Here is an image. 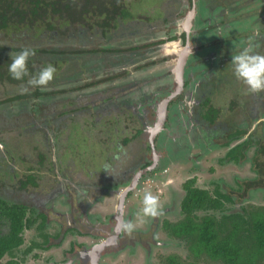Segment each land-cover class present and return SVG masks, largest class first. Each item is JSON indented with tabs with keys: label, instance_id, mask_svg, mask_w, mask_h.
<instances>
[{
	"label": "rangeland",
	"instance_id": "1",
	"mask_svg": "<svg viewBox=\"0 0 264 264\" xmlns=\"http://www.w3.org/2000/svg\"><path fill=\"white\" fill-rule=\"evenodd\" d=\"M130 1L135 2L126 10L131 13L132 16V20L129 21L133 22L126 25L122 24L120 27L121 29L117 30L114 38L107 40L110 47L109 50L103 51L99 54L94 53L88 55L87 59H85L84 55L79 57L76 70H79V67L85 71L89 68L91 70H93V68L97 69L92 72L90 76V78L92 77L91 79L88 77L86 80L85 76L79 83L73 81L62 86L67 90L65 91V95H62L63 98H61V100H64L67 109L81 105L80 109L78 108L74 111L73 116L90 112L92 101H95V104H103L107 103L102 100L103 98L107 99L111 97L118 101L123 99L132 100V104L129 105V107L133 108L134 113L136 112L137 114H131V116L128 117L126 114H123L125 112L124 110H120L118 113L119 122H114V114L115 116L117 115V113H115L116 110L125 107V104H119L118 107H110L108 109V111L112 113V117H110L111 122H108V120L104 118L106 123L98 124L96 118L102 119L99 117L102 115L94 116L96 124H94L95 121L93 120V117L85 115H83L84 117L82 116L77 119L78 122L74 125H71V122H68V118H53L52 121L48 123L49 130L46 132V134H49L51 143H48L47 137H43L41 131L32 129L28 126L25 131H28L33 135L32 137L37 144V149L34 148V153L31 149H27L26 153L25 150H23L24 148L18 150V147H16L15 150L21 151L22 154L20 152L15 154L8 153V156L13 157V160L6 158V160H4L5 162L2 161V168L0 167V182L3 185L6 184L7 186H10L13 183H17L21 178L25 179L26 174L32 172L29 168L36 167L33 168V171H37V166H39L36 164L39 156L37 154L38 151H44L47 156L46 159H48V161L51 159L54 161L53 166H56V168L48 169V167H46L48 170L56 171L58 167L63 171L64 175L69 176V178L74 180L75 183H83L84 178L91 177L94 170L101 169L103 171L102 166L106 164L104 159L105 156H107L104 151L108 149V146L112 147L111 153H115L116 143H121V149H123L124 146L121 141L127 138L130 139L137 134V130L140 128L137 116L139 113L141 117H143V119H141L143 123L147 122L149 125H153L152 121L156 119V109L154 110V104L159 100L155 102L149 99L140 103L137 97L144 93L145 95L157 94L163 93L164 91L170 92L172 89H175L177 82L175 79L176 75L174 73V68L176 65L177 54L172 51L173 47L170 45L172 42L162 43L161 41L167 37V34L170 35V32L174 31V25L177 28L176 33L182 29L181 26L184 23V18L181 17L185 16L189 9V0H128V2ZM210 1L213 5L221 6L222 9H228L230 5H236L237 0ZM248 2L250 3L248 12L243 11V14L248 13L250 16L253 14L252 9L260 7V5L264 3V0H248ZM180 3H182V6ZM166 15H169L168 17L171 18L179 17L177 23L170 26L164 25V27L156 26L154 30H159L160 32L157 31V38L153 37L150 39L147 29L145 28L146 25H158L155 24L154 20L163 22L162 18ZM234 16V14L227 11V13H224V16L221 17V13L219 12L218 16L213 18L211 25H209L211 29L217 27L215 31L219 34L212 40V42L220 44L221 50L224 48V45L221 43L222 41H224V44L226 43L225 45L227 47L230 49L232 48V43L236 40L234 35L237 33L243 35H246L244 34L246 32L249 34V31L250 33H253L255 31L254 27L256 26L259 27V30L264 32V27L260 28V24L253 22L254 18L250 17V20L246 21H250L249 23H244L241 20L240 23L235 24ZM221 19L223 20L221 21ZM138 20H142L140 22L144 21L146 23L145 27L139 25L140 22H138ZM149 21L151 22L148 23ZM221 33L223 34L222 36ZM247 42L253 47L262 44V42L258 40H249ZM96 43L98 45V43H103V41L96 40ZM176 46H178L177 43ZM197 46H199V42L198 40H194L192 42L193 52L198 48ZM122 47L126 48V50H121L120 48ZM191 55L185 66L184 78L188 76V74H186L188 71L189 74H192V85L190 88L192 90L196 88V91L193 92V94H195L193 97L194 99L204 98L205 95H203V93L207 94L208 91H212L210 97L213 102L210 103V107H215V109H217L218 120L221 121V134L211 138V141L223 143L227 138L222 135L224 132L222 129L228 131L233 129L229 126H232L231 123L237 124L239 121L238 117H235L239 108L238 106L244 104L245 101H247V103L249 102L250 105V99L252 97L246 99L245 96H240L231 87L229 79L231 73H233L232 68L230 71H227V67L223 68L222 63L220 66L218 60L215 62L212 61L208 64L212 65L213 63H216L215 68L207 69L203 66L201 67V70L194 73L197 68L202 66L200 63L201 61H204V59H198V65L192 67L190 62ZM89 61L95 62H90L89 67L83 66V64ZM62 68L65 71L68 69V66L64 65ZM218 68H221V76ZM96 72L98 73L97 75ZM61 77L64 78V75H61ZM232 78L236 79L235 76ZM219 79H222L221 103L219 102ZM89 81H94L95 84H92V86L88 88L81 89L82 85ZM65 82L63 81L62 83ZM125 83H134V85H131V87L134 88L130 90V87L126 86ZM76 85L79 86L78 90L74 89ZM234 85L239 87L237 84ZM81 95L82 98H80ZM72 101L73 103H71ZM251 101V104L257 108L258 112H260L258 116H262L264 123V114L262 115L264 109V95L258 97L256 95L255 99ZM93 112L96 114L95 109ZM250 118L244 124L238 125L239 128L245 129L252 123L257 124L256 119L250 122ZM45 119L46 118H44V120H34V122L36 121L39 126L47 127V120ZM126 119L127 121H125ZM124 123L128 124V126L123 127ZM175 127L176 130L174 129L171 133H168V136L165 138V143L159 142L157 148L156 142L155 146L157 148V153L160 155V160H162L159 169H156L155 172L146 173L140 178L137 188L132 191L133 195L143 196V192L147 190L151 191L153 195L158 197L159 208L160 205H163V208L161 207L163 212L161 217H159V222H157L158 215L155 216V219H153V217H137L135 213L138 211V206L132 204V201H128L129 207L134 205L135 208L129 209L128 212L124 211V222H128L129 216H131L132 220L130 221L134 224V228L131 232H128L123 228V233L120 235L117 244L111 245L105 249L102 264H164L161 261V257H166V255L170 253H179L183 260L187 259L188 255L183 251L185 250L186 244L179 239H171V237H168L166 233L160 229V225L163 219L177 222L182 218L180 203L185 195L183 185L192 177L197 178L195 186L208 189L212 194L214 190L218 189L220 192L226 193L232 198V202H227L225 205V210H212L203 213L198 212L201 216L204 214H212L216 218L221 219V216L225 213L238 210H243L244 212V210L248 211L251 208L254 210L259 207L264 208V188H253L252 190L246 189L245 185L246 181H249L257 175V172L254 170L256 166L253 163L254 157L256 156L254 148L248 152L247 159L241 164H232V162L225 161L227 148L218 147L214 144H207V146L204 147L205 153L199 155L197 161L195 157L197 155L196 153L202 151L203 147L197 146L192 150L187 149V153L189 152V154H181L186 151L184 150L185 148L182 147L185 146V144H182L181 146V144L174 139L180 137L182 130H179L177 126ZM257 127L258 132L264 134V125L262 126L260 123ZM144 134L145 139L148 140V132H145ZM44 141L45 143H43ZM142 143L143 139L137 137L133 144V150H137L139 145L142 147ZM9 149L13 150L12 148ZM123 151H125V149ZM177 152L180 155L176 154ZM18 154L20 155L19 157L15 156ZM5 156L3 158H5ZM147 157L148 160L151 161L152 152L147 155ZM1 158L2 156L0 159ZM259 159H264V157L259 156ZM8 165L15 166V169H17L19 173L15 176V180H12L14 176L10 175V172H13V169L11 171L7 169L5 172L2 171ZM50 165L52 166V163ZM48 170L45 171L46 175L42 174V177H40L38 187L35 188L29 185L26 192L17 189L16 194L20 196L30 195L31 197L27 198L30 201H37V198H39L38 195L46 196L48 191L49 193L52 191V187L56 183L54 174L52 172L47 173ZM82 171L88 176H85V174L83 175ZM98 178L99 176L94 177L93 180L96 181L95 179ZM99 181L100 180L98 179L97 182ZM122 186L114 184L111 195H114L116 199H106L109 205L102 207L103 199H99V202L101 203L97 205L98 208L93 206V209H91L90 207V211L93 213H89L88 215L91 216H84L82 211L80 212L81 215H76L75 218L78 223L73 221V219L71 220L66 217L65 214H55L54 211H51L52 208L45 210L48 215L47 229L50 232L49 242L46 244L47 249L34 248L26 257L24 264H81L83 256H86L84 253L91 248L93 243L101 241L113 232L115 226L114 217H111V223L106 224L108 218L98 219L96 215L106 216L107 213L112 211V215L114 216L117 212L116 207L119 202L117 196L121 192L119 191V188ZM10 187L15 189L14 185ZM60 194L63 195V193ZM84 197L85 196L82 198ZM85 205L86 203L83 204V206ZM58 206L63 212L69 211L67 205L62 204ZM79 211L80 209L76 208L75 210H72V213H78ZM79 215L80 221L78 220ZM69 221L71 222V226L75 228L74 231L68 230L70 226L68 224ZM35 237H37L36 231L34 229L28 230L25 233V247L28 246L30 241ZM166 240L170 241L168 246L164 245V241ZM120 250H122L121 253ZM34 254H38L39 256L34 257ZM205 258L208 257L205 256ZM205 258L202 260H196L195 263H221L219 261L213 262ZM8 260L9 256H6L1 260L0 264H6ZM190 260L192 259L190 258ZM187 261L189 260L187 259Z\"/></svg>",
	"mask_w": 264,
	"mask_h": 264
},
{
	"label": "trees",
	"instance_id": "2",
	"mask_svg": "<svg viewBox=\"0 0 264 264\" xmlns=\"http://www.w3.org/2000/svg\"><path fill=\"white\" fill-rule=\"evenodd\" d=\"M134 2H128V0H0L1 168L2 161L13 158L8 156V153L22 154L21 151L15 150L16 147L18 150L24 148L25 152L31 149L33 153L34 148L37 149L33 135L25 131L28 126L41 131L43 137H47L48 143H51L49 134H46V127L37 125L34 120L46 118L48 124L53 117L57 119L64 112L73 113L81 108L80 105L67 109L64 100H61L67 89L62 86L73 81L79 83L85 76L86 80L90 78L97 68L93 70L89 68L85 71L79 67V70H76L79 57L84 55L87 59L88 55L109 50L107 40L114 38L122 24L126 25L128 20L132 19L131 13L126 9L130 8ZM96 40L103 43L97 45ZM25 47L33 49L35 53L27 61L29 76L48 63L56 67L54 79L46 86H27L28 90L22 91L28 76L16 80L8 73L7 66L11 61L9 54L11 52L15 54ZM90 62L95 61L86 62L83 66L89 67ZM64 65L68 66L65 71L62 68ZM61 75H64V78ZM63 81L66 82L62 83ZM92 84L95 82H86L81 89L88 88ZM74 89L78 90L79 86L76 85ZM83 115L93 117L95 121L93 123L96 124L93 113L85 112L77 116ZM74 118L76 116L71 117V119ZM97 121L98 124L106 123L104 118ZM77 122L75 120L71 123L74 125ZM128 140V138L125 139V142ZM243 145H246V142ZM239 146L230 148L227 155H234L235 160H238L239 153L242 151ZM37 154L39 155L36 163L39 165L37 171H33L36 167L29 168L32 172L26 174L25 179L12 184L15 189L10 187L12 185L7 186L0 182V263L4 257L9 256L6 264H24L26 257L34 248L44 249L49 242L50 232L47 229L46 212L37 210L33 201L27 199L31 197L30 195L16 194L17 189L26 192L29 185L36 188L42 174L46 175V170L56 168L53 166L52 159L49 161L46 159L44 151H38ZM15 168L13 165H8L2 171L5 172L6 169L11 171ZM51 172L55 176L57 186L60 183L58 172L48 170L47 173ZM12 176H14L12 180H15L17 175ZM196 181L197 178L192 177L183 185L185 195L180 203L182 218L177 222L168 219L162 222L163 230L170 237L185 240L186 245L183 251L188 255L189 261L183 260L179 253H170L166 257H161L163 259L161 261L164 264H196V260H202L206 256L213 262L221 261V264H264V208L225 213L221 219L212 214L201 216L198 212L225 210V205L227 202H232V198L218 189L212 194L208 189L195 186ZM257 186H264V182L249 184L248 187ZM128 196L132 197L133 192H130ZM141 197L138 195L136 199ZM31 229L36 231L37 237L25 247V233ZM38 256L34 254V257Z\"/></svg>",
	"mask_w": 264,
	"mask_h": 264
},
{
	"label": "flooded vegetation",
	"instance_id": "3",
	"mask_svg": "<svg viewBox=\"0 0 264 264\" xmlns=\"http://www.w3.org/2000/svg\"><path fill=\"white\" fill-rule=\"evenodd\" d=\"M188 2H189V5H188L189 9L187 10L186 15L181 17V18H184V23L181 26L182 29L183 27L184 29L183 30L181 29L178 33H176L177 28L175 27L174 24L177 23V19L179 17L171 18V17H168L169 15H166L165 17L162 18L163 22L154 20L155 24H158L154 26L146 25L144 21L140 22V24L142 27H145L146 25L145 28L147 29L148 36L150 39L153 37L157 38L158 32H160L159 30H154L156 26L164 27V25H169V26L174 25L173 27L176 30L173 29L174 31H171L170 35L167 34V37H165L164 41H161V42L166 43V42L175 41L179 46V47L176 46L177 48H181L182 46L189 43L191 47L190 55L193 54L191 55V59H190L192 67L198 65V62H197L198 59H202V58L204 59V61H201L200 63L202 66H200V68H197L194 73H197L198 70H201V67L203 66L206 67L207 69L215 68L216 63H213L212 65H208V64L212 61L215 62L217 60L219 61L218 64L220 66L222 63L223 64L222 67L223 68L227 67V71H230L232 68V64H231L232 55L237 54L244 47L248 46L249 43L247 41L249 40H252V41L258 40L262 42V44L260 45L259 44L255 45V47H253V51L264 54V32L263 31L260 32L258 26L254 27L255 31L253 33H250L249 31V34H247V32L244 33L246 35H243L241 33H237L236 35H234L236 40L232 43L231 49L225 45L226 43L224 44V41H222L221 43L222 45H224V48H222V50H221L220 44L216 42H212V40L215 39L219 34L215 31L217 27L214 29H211L209 26L211 25L212 19L218 16L219 12L221 13V17H222L224 16V13H227L228 11L229 13H232L235 15L234 16L235 24L240 23L241 20L244 23H249L250 21L248 22L246 21L250 20V17H251V18H254L253 22L256 24H260L261 25L260 28H262L264 27V9H263L264 3H262L260 7L252 9L253 14L249 16L248 13L243 14V11L248 12V8L250 5L248 0H242V1L237 0L236 5H230L228 9L226 8L222 9L221 6H216V5L211 4L210 0H189ZM180 4L182 6V3ZM192 12H193V15L191 16ZM222 20L223 19H221V21ZM150 22L151 21H149L148 23ZM187 23L189 26L187 25ZM186 28H188V30H186ZM222 35L223 34L221 33V36ZM173 36L175 37L173 38ZM194 40L196 41L198 40L199 42V46H197L198 48L195 50V52H193L194 50L192 47V42ZM120 49L126 50V48L124 47ZM218 71L220 72V76H221V68H218ZM186 74H188V76L184 78V81H183L184 84L182 88H178V84H176L175 89H172L170 92L164 91L163 93L149 94V95L148 94L145 95L144 93V94L139 95V97H137L140 103L143 101H147L149 99L155 102L159 100L156 102L157 105L154 104V110L156 109V119L152 121L153 125H149V123L147 122L143 123V121L141 120L143 119V117H141L139 113L137 116H138V120L141 122L138 121V125L140 126L141 129L138 128L137 134L134 135L132 138H130L127 141V143H125L124 141L125 139L121 141L124 148L121 149V143L120 144L116 143L115 144L116 151L115 153H111L112 147L108 146V149L104 151L107 154V156H105V159H104L106 164L102 166V169L103 171H105V173L101 175L98 185H94L93 187V185H85L84 183H81V182L75 183L74 180L70 178L68 179L66 178L65 181L61 180L59 183V186L55 189V191L54 190L52 191L51 195L49 194L46 196L38 195L39 198H37V201H33V205L37 208V210L45 211V210L52 208L51 211H54L55 214L56 213H58L59 215L65 214L66 217H68L71 220L73 219V221L77 223L78 221L75 217L76 215L80 214L81 211L83 212L84 216L86 217L91 216V215H88L89 213H93L90 210L93 209V206L98 208L97 205L101 203L99 202L100 200L103 199L102 207H105L106 205H109L106 199L108 198L116 199L114 195H111L113 188H114V184L116 185L119 184L120 186L124 185L121 188H119L120 189L119 191L122 192L124 191L125 188H127L133 182V179L135 178L138 172L152 165H153V169L147 171V173H150L153 171L155 172L156 169H159V167L162 164V160H160V155L157 153L159 142L165 143V140H166L165 138L168 136V133L169 132L171 133L172 130L174 129L176 130L175 126H177L179 130H182L180 137L178 138L176 137L174 139L178 143H180L181 146L182 144H185V146H182V147H184L185 148L184 150L186 151L185 153H181V154L183 155L189 154V152L187 153V149L192 150L194 147H197V146L203 147L202 151H200L199 153H196L197 154L195 156L196 160L199 155H202L205 153L204 147H206L207 144H214L215 146H218V147L227 148L225 161L232 162V164L234 163L241 164L243 161L247 159L248 152L254 148L255 150L254 152L256 156L254 157L253 163L256 166L254 170L257 172V175L253 177L252 179H250L249 181H246L245 185H246V189H252V190L253 188H264V186H257L253 188L248 187L249 184H254L256 182H264V159H259V156L264 157V134L259 133L258 127H257L260 123L263 126L264 123L262 120V116H258L260 112H258L257 108L251 104L252 103L251 100H254L256 95L257 97L260 95H264V90L260 92H255V93L249 92L247 90V87L240 80L238 81L232 78L234 77V74L231 73V76L229 79V84H231V87L240 96L242 97L245 96L246 99L251 98V97L252 98L250 99V105H249V102L247 103V101H245L244 104L238 106L239 108L235 116V117H238L239 119L238 123L237 124L231 123L232 126H229V127H232L233 129L230 131L222 129V131H224L222 135L226 136L227 140L224 141L223 143H219L217 141H211V138H214L216 137V135L221 134V121L218 120L217 109H215V107H210V103L213 102L210 97V93H212V91H208L207 94L203 93V95H205L204 98L202 97L201 99H194L193 97L195 94H193V92L196 91V88H194L193 90L190 88L192 85L191 83L192 74L191 73L189 74V71ZM221 80L222 79L218 80V83H219L218 88L220 92V95H219L220 103H221ZM234 84H237L239 87H237ZM125 85L130 87V90L134 88V87H131V85H134V83L132 84L125 83ZM80 98H82V95L80 96ZM104 99L105 98H103L102 100L106 101L107 103L95 104V101H92L90 113L91 114L93 113L95 117L97 115L98 116L102 115L99 117L105 118L106 120H108V122H111L110 117H112V113L109 112L108 109L110 107H118L119 104H125L124 105L125 107L120 108L119 110H116L115 113H117V115L115 116L114 114V118H113L114 122H119L118 113L120 112V110H124L125 112L123 114H126L128 117H130L131 114H134V115L137 114L136 112L134 113L133 108L129 107V105L132 104V100L130 99H123L120 101L114 100L113 97L107 98L105 100ZM165 100L166 101L168 100V103H167L168 109H167L166 118L164 122L162 123V125L160 126V128L158 129V131L154 132V135H153V131L156 130V123L158 122L160 118L159 117V113L161 112V110H159L160 105ZM193 100H196V101H193ZM200 107L203 108L204 110L201 109ZM94 109H95L96 114H94L93 112ZM98 113H102V114H98ZM263 114H264V109H263L262 115ZM249 118H250V122L256 119L257 124L252 123L249 127L245 129L239 128L238 125L244 124L245 122L249 120ZM96 119H99V118H96ZM125 121H127V119ZM126 126H128V124L124 123L123 127H126ZM145 132H148L149 134L148 140L145 139V134H144ZM137 137L143 139V143H142L143 146L141 147V145H139L137 147V150H133V144H134V141H136ZM209 140H210V143H209ZM156 142H157V148L155 146ZM244 142H246V145H243ZM238 145H240L239 148H242V151L241 153H239V159L235 160L234 155L229 156L227 154L230 148L234 146H238ZM124 149L125 151H123ZM151 152H152V160L150 161L148 160L147 155H149ZM176 154H179V153L177 152ZM105 166H107L108 171L105 170ZM144 175L145 174H143L142 176ZM109 180H115L116 183H109L108 182ZM139 181L140 179H138V182L136 186L134 187V189L137 188V186L139 185ZM88 186L90 187V189L88 188ZM83 187H86V190H83ZM134 189L129 191L127 195H124L125 197L124 211L126 212H128L129 209L132 208V206L134 207V205L138 206V210L142 206L141 205L142 197L139 199L138 198L136 199L138 195H133L132 197L128 196L130 192H132ZM60 193H63V195H61ZM83 196L85 197L82 198ZM120 196L121 195L117 196V198H119V202H120ZM128 201L129 202L132 201V204L134 205H131V207H129ZM85 202L87 203L85 206H83ZM62 204L67 205V207L69 208V211L63 212L62 209L58 206ZM161 207L163 208V205H160L159 214L157 216V222H159V217H161L162 212H163V209ZM76 208H79L80 211L78 213L76 212L72 213V210H75ZM209 211H212V210H209ZM203 212H206V211H201V213ZM117 214H118V211L113 216L112 211H110L109 213H107L106 216H101V215H96V216L98 219L108 218L107 219L108 221L106 222V224L111 223L112 222V221L110 222L111 217H114L115 225H116L118 221ZM80 215L78 216L79 221H80ZM122 217H123V224H124L125 223L124 214L122 215ZM153 219H155V217H153ZM130 220H132L131 216H129V221ZM164 220L165 219H163L162 222ZM162 222L160 225V229L164 231L162 228ZM68 224L70 225L68 230L74 231L75 228L71 226L70 221L68 222ZM114 229H115V226H114ZM166 235L170 237L167 233ZM171 239H179V238L171 237ZM179 240L185 243V240L183 239H179ZM169 243L170 241H167V240L164 241V245L168 246ZM97 244L99 243L98 242L93 243L91 248L87 252L84 253V255L86 256H83V260L81 264H93L91 251L93 247H95V245ZM108 247L109 246L104 247L101 250L97 264L103 263L102 261L104 258L103 255L105 253V249H107ZM44 249H47V247ZM121 252L122 250H120V253ZM205 259L210 260L209 258H205Z\"/></svg>",
	"mask_w": 264,
	"mask_h": 264
},
{
	"label": "clouds",
	"instance_id": "4",
	"mask_svg": "<svg viewBox=\"0 0 264 264\" xmlns=\"http://www.w3.org/2000/svg\"><path fill=\"white\" fill-rule=\"evenodd\" d=\"M34 54V50L28 47L21 49L15 54L12 52L9 54L11 61L7 66V71L11 77L13 79L20 80L23 77L28 76L26 86L22 89V91H27V86H46L49 81L54 78L57 71L53 64L48 63L44 67L40 68L38 72L29 76L27 61L29 57ZM231 64L234 76L247 87L249 92L255 93L264 90V54L253 51V46L249 44L237 54L232 55ZM105 170L108 171L107 166H105ZM141 205L142 206L135 213L137 217H155L159 214L158 197L153 195L151 191L145 190L143 192ZM123 214L124 212H122V215ZM123 228L126 231L131 232L134 228V224L131 221L123 224L120 234L115 239V242H112L107 246L117 244L120 235L123 233ZM113 232L98 243L105 241L113 234Z\"/></svg>",
	"mask_w": 264,
	"mask_h": 264
},
{
	"label": "water",
	"instance_id": "5",
	"mask_svg": "<svg viewBox=\"0 0 264 264\" xmlns=\"http://www.w3.org/2000/svg\"><path fill=\"white\" fill-rule=\"evenodd\" d=\"M192 15H193V12L191 13V16ZM188 20H190V19H188ZM187 25H188V23H187ZM186 30H188V28H186ZM170 45H171V47H173L172 51H174L176 53V50L179 49L176 47V42H172V43H170ZM190 52H191V47H190L189 43H187L186 45L182 46L179 49V53H176L177 59H176V65L174 68V73L176 75L175 79H176V82L178 84V88H182V86L184 84L183 81H184L185 66H186V63L188 62ZM167 103H168V100L167 101L165 100L160 105V109H159V110H161V112L159 113L160 118H159L158 122L156 123V130L153 131V135H154V132L158 131V129L160 128V126L162 125V123L164 122V120L166 118L167 109H168ZM152 138H153V136H152ZM152 169H153V165L146 168V169H143L140 172H138L137 175L135 176V178L133 179V182L127 188H125L124 191H122L120 193L121 196H120V202L118 204V214H117L118 221L115 225L114 232L105 241H103V242L95 245V247H93V249L91 251L93 264H97L101 250L104 247H106L108 244L115 242V239L120 234L121 228L123 226L122 212H123V207H124V202H125L124 195H127L129 191L134 189V187L136 186V184L138 182V179H140L143 174H146L147 171L152 170Z\"/></svg>",
	"mask_w": 264,
	"mask_h": 264
},
{
	"label": "crops",
	"instance_id": "6",
	"mask_svg": "<svg viewBox=\"0 0 264 264\" xmlns=\"http://www.w3.org/2000/svg\"><path fill=\"white\" fill-rule=\"evenodd\" d=\"M129 20H132V19H129ZM128 20V21H129ZM131 22H133V21H129L128 23H131ZM127 23V24H128ZM262 30H260V32H261ZM74 113V112H73ZM73 113H66V112H64L63 114H61V116H59L60 118H63V117H65V118H68V122H74L75 120H77V119H79L80 117H82V116H76V118H74V119H71V117H73ZM55 114V113H54ZM58 117V118H59ZM54 118V117H53ZM52 118V119H53ZM78 121V120H77ZM71 125H73V123H70ZM46 132H48V130H49V128H48V124H47V127H46ZM60 158V157H59ZM61 160V159H60ZM56 172H58L57 173V176H58V178L60 179V181L62 180V181H65V179L67 178H69V176H66V175H64V173H63V171L60 169V168H58L57 167V169H56ZM103 173H105V171H102L101 169H99V170H94L93 171V174H92V176L91 177H86V178H84V184L85 185H93V187H94V185H98L99 184V182H97V180L99 179L100 180V177H101V175L103 174ZM14 174H16V175H18L19 173H18V171H17V169H13V172H10V175L12 176V175H14ZM82 174L84 175L85 173H83V171H82ZM85 176H88L87 174H85ZM97 176H99V178L98 179H95L96 181H94L93 180V178L94 177H97ZM22 180H23V178H21ZM21 179H19V181L21 180ZM37 181V180H36ZM38 182V186H39V180L37 181ZM59 182V181H58ZM109 183H116V181L115 180H109L108 181ZM80 183V182H79ZM37 186V187H38ZM59 186V183L57 184V186H56V183L53 185V187H52V191L54 190L55 191V189L57 188ZM82 188V187H81ZM88 188L90 189V187L88 186ZM83 190H86V187H83ZM13 191V190H12ZM52 191L49 193V191L47 192V195L49 194V195H51V193H52ZM91 192V191H90ZM85 203H87V202H85ZM117 206H118V204H117ZM132 208H134V207H132ZM131 208V209H132ZM123 212H124V208H123Z\"/></svg>",
	"mask_w": 264,
	"mask_h": 264
},
{
	"label": "bare ground",
	"instance_id": "7",
	"mask_svg": "<svg viewBox=\"0 0 264 264\" xmlns=\"http://www.w3.org/2000/svg\"><path fill=\"white\" fill-rule=\"evenodd\" d=\"M98 10V9H97ZM78 16V15H77ZM180 49V48H179ZM179 49L176 50V53H179ZM156 157V156H155ZM11 206V205H10ZM12 215V214H11ZM256 219V218H255ZM212 224V223H211ZM188 229V228H187ZM183 231V230H182ZM179 232V231H178ZM214 233V232H213ZM210 235V233H209ZM207 240V239H206ZM222 240V239H221ZM205 242V241H204ZM4 244V243H3ZM213 244V243H212ZM212 248V247H211ZM138 250V249H137ZM2 251V250H1ZM215 254V253H214ZM221 254V253H220ZM213 255V254H212ZM229 255V254H228ZM49 259V258H48ZM74 262V261H73ZM230 262V261H229ZM252 262V261H251Z\"/></svg>",
	"mask_w": 264,
	"mask_h": 264
}]
</instances>
